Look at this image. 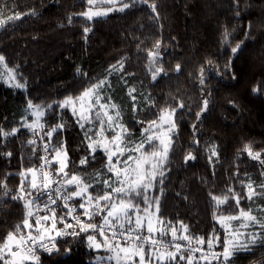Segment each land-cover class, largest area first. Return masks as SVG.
<instances>
[{
    "label": "trees",
    "instance_id": "1",
    "mask_svg": "<svg viewBox=\"0 0 264 264\" xmlns=\"http://www.w3.org/2000/svg\"><path fill=\"white\" fill-rule=\"evenodd\" d=\"M151 3L156 4L158 15L149 7ZM0 8L5 15L36 12L0 29V54L10 67L19 66L27 83L26 89H17L0 81V127L19 129L16 135L0 137V180L7 174L9 189V196L4 197L0 188V239L25 216L23 201L11 199L21 183L19 173L39 166L42 155L39 147L33 152L28 144L33 134L22 127L35 119L28 101L52 105L42 120L46 130L58 122L65 124L62 132L53 135L52 144L63 139L68 150L83 145L85 152L70 156L68 171L91 179L103 170L105 155L97 151L95 159L79 164L88 154L84 131L71 112L57 108L56 102L104 79L111 81L109 91L122 109V122L133 140L140 138L142 127L156 118L159 109L175 107L180 101L185 105L176 112L177 132L163 184L157 182L149 193L159 199L160 218L177 227L182 221L190 234L205 239L215 230L223 240L210 193L223 196L234 188L241 196L240 207L264 206V198L254 203L244 199L246 189L241 186L249 179L254 185L264 183V166L243 151L250 144L254 151L264 153V0H239V15L235 0H137L123 12L113 11L92 21L78 15L87 9L86 0H0ZM86 26L91 28L88 33L83 31ZM226 29L230 33L227 44ZM157 41L161 42L159 64L164 72L153 80L148 50ZM240 42V51L230 57L233 79L225 64L231 47ZM118 61H123V69L110 73ZM256 85L261 86V93L252 91ZM132 87L148 96V102L135 111L129 96ZM204 99L209 101L208 110L197 119ZM212 146L218 158L210 161ZM9 152L11 156L5 155ZM189 152L196 159L186 162ZM235 209L231 198L221 206L225 214ZM57 247L60 252L40 255L41 264H97L96 251L88 247L83 235L63 237ZM65 248L71 252L63 258ZM230 264H264V245L237 252Z\"/></svg>",
    "mask_w": 264,
    "mask_h": 264
},
{
    "label": "snow or ice",
    "instance_id": "2",
    "mask_svg": "<svg viewBox=\"0 0 264 264\" xmlns=\"http://www.w3.org/2000/svg\"><path fill=\"white\" fill-rule=\"evenodd\" d=\"M135 2L137 0H86L87 9L78 15L92 21L113 11L123 12ZM143 2L148 3V0ZM235 3L236 14L239 15V0ZM149 7L158 15L155 3ZM35 14L33 9L31 13L12 12L5 15L0 8V29L20 20L23 15ZM83 31L88 33L91 28L86 26ZM229 36L226 29L223 34L225 44L229 42ZM242 43L231 47L225 64V70L233 79L235 74L231 70L230 57L240 51ZM160 48L161 42L157 41L153 50H148L149 71L153 80L164 72L159 64ZM18 67H10L5 56L0 54V81L12 88L26 89L27 83L18 72ZM122 69L123 61H118L109 72ZM175 70H180L179 64ZM203 71L202 68L201 84L204 83ZM77 72L80 70L77 69ZM105 87H111L107 79L95 81L79 95L67 96L56 102L57 108L70 110L77 125L84 131L88 154L80 159L79 164L84 166L90 158L95 159L98 149L105 155L103 170L96 172L91 179L68 171V151L63 139L52 144L53 135L62 132L65 127L63 122H58L46 130L42 120L52 105H34L31 100L28 101V110L35 119L31 123L25 122L22 127L33 134L34 138L28 141L33 152L39 147L43 154L38 158L39 166L19 173L21 183L11 199L23 201L25 216L0 239V264H41V250L49 255L60 252L57 238L82 235L90 249L106 253L97 257V264H230L237 252L250 251L258 243L264 245V206L253 209L250 204L247 210L240 207L241 196L234 188H229L223 196L209 194L216 209L214 219L224 233L223 240L215 230L205 239L204 236L190 234L188 226L182 221L177 222V227L172 221L160 218L159 199L149 193L157 182L163 184L165 166L177 132L176 112L185 105L180 101L175 107L159 109L156 118L142 127L140 138L133 140L131 130L122 122L118 105L111 102L110 97L102 102L101 89ZM252 91L261 93L262 88L256 85ZM135 92L134 87L129 89V96L134 102ZM208 103L207 99L202 101L201 109L196 113L197 119L208 110ZM133 110H136L135 103ZM138 123L144 124L142 121ZM192 127L195 130L196 125ZM18 131L17 128L5 131L0 127V137L16 135ZM193 143L198 144L199 141L193 140ZM243 151L264 166V153L254 151L250 144H246ZM209 153L210 161L213 157L218 158L215 146L209 148ZM5 155L11 156V153ZM195 159L192 152L185 156L186 162ZM241 186L246 189L244 199L254 203L264 198V183L254 185L249 179ZM0 188L4 197L9 196L7 174L0 180ZM230 198L236 209L233 214H225L221 206L227 204ZM57 209L61 210L60 215H57ZM165 237L170 239L165 240ZM64 251L70 253L71 249L65 248Z\"/></svg>",
    "mask_w": 264,
    "mask_h": 264
},
{
    "label": "rangeland",
    "instance_id": "3",
    "mask_svg": "<svg viewBox=\"0 0 264 264\" xmlns=\"http://www.w3.org/2000/svg\"><path fill=\"white\" fill-rule=\"evenodd\" d=\"M111 13V12H110ZM108 82H109V84L111 85V81H109L108 80ZM109 88H111V87H105L104 89H101V94L103 95V97H104V101H102V102H106L107 101V99L110 97L111 98V102H113V103H115L116 104V102L113 100V98H112V95H111V93H110V91H109ZM108 91H109V93H108ZM136 91L137 92H139V94L138 95H136V93L137 92H135V93H133V95H135L136 96V101L134 102L135 103V107L136 106H138V105H140V104H144L145 102H148V96H144L145 94L143 93V91H141V90H137L136 89ZM142 96H144V98H142ZM117 105V104H116ZM119 107V106H118ZM119 109H120V112H121V117H122V109H121V107H119ZM69 110V109H68ZM70 111V110H69ZM108 135H111V133H108ZM86 143H87V141H86ZM67 151H68V161H69V159H70V156L72 155V153H73V155L75 154V153H80V152H85V148H84V146L83 145H80L79 147H77V148H72V150H68V148H67ZM97 151H100L99 149L97 150ZM96 151V152H97ZM98 239H99V237H98ZM165 240H168V239H170V237H165L164 238ZM147 251V250H146ZM218 251V250H217ZM96 255H97V257L98 256H102V255H106V253L103 251V250H100V251H96ZM96 257V258H97Z\"/></svg>",
    "mask_w": 264,
    "mask_h": 264
},
{
    "label": "built area",
    "instance_id": "4",
    "mask_svg": "<svg viewBox=\"0 0 264 264\" xmlns=\"http://www.w3.org/2000/svg\"><path fill=\"white\" fill-rule=\"evenodd\" d=\"M42 154H43V153H42ZM60 214H61V210H60V209H57V215H60ZM59 239H61V238H57V239H56V244H58ZM39 254L41 255V254H47V253H45V252H43V251L41 250V252H40Z\"/></svg>",
    "mask_w": 264,
    "mask_h": 264
},
{
    "label": "water",
    "instance_id": "5",
    "mask_svg": "<svg viewBox=\"0 0 264 264\" xmlns=\"http://www.w3.org/2000/svg\"><path fill=\"white\" fill-rule=\"evenodd\" d=\"M69 254H70V253H66V254L63 256V258H66V257H68V256H69Z\"/></svg>",
    "mask_w": 264,
    "mask_h": 264
}]
</instances>
